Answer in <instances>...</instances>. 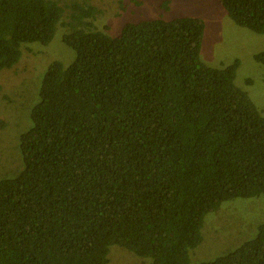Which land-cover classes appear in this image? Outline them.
Masks as SVG:
<instances>
[{
  "label": "trees",
  "instance_id": "obj_1",
  "mask_svg": "<svg viewBox=\"0 0 264 264\" xmlns=\"http://www.w3.org/2000/svg\"><path fill=\"white\" fill-rule=\"evenodd\" d=\"M218 2L264 33V0ZM100 14L91 0H0V70L57 30L75 52L41 74L22 168L0 179V264H108L113 245L142 264H191L209 212L264 197V115L235 84L238 60L200 58L204 20L141 19L110 35L94 27ZM255 59L264 66V51ZM197 264H264V222Z\"/></svg>",
  "mask_w": 264,
  "mask_h": 264
},
{
  "label": "rangeland",
  "instance_id": "obj_2",
  "mask_svg": "<svg viewBox=\"0 0 264 264\" xmlns=\"http://www.w3.org/2000/svg\"><path fill=\"white\" fill-rule=\"evenodd\" d=\"M91 1L102 9L93 22L94 27L110 35H118L125 24L141 19H173L183 15L202 18L205 30L200 58L214 67L228 66L238 60L235 84L248 92L264 115V66L255 59L258 52L264 51V33L235 24L218 0ZM29 47L32 51L27 52ZM21 49L19 61L0 70V179L14 177L22 168L19 136L31 125L29 115L38 99L41 74L52 60L68 65L75 57V52L62 42L58 30L48 44L27 43ZM263 222L262 195L224 201L219 209L206 215L202 242L190 253L191 264L213 259L254 237ZM108 257V264L147 262L119 245L110 247Z\"/></svg>",
  "mask_w": 264,
  "mask_h": 264
}]
</instances>
